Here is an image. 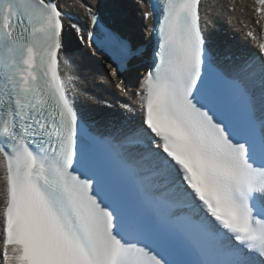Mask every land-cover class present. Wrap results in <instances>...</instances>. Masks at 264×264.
Listing matches in <instances>:
<instances>
[{"label": "snow or ice", "instance_id": "obj_1", "mask_svg": "<svg viewBox=\"0 0 264 264\" xmlns=\"http://www.w3.org/2000/svg\"><path fill=\"white\" fill-rule=\"evenodd\" d=\"M147 3L145 45L100 3L0 0V264H264V0L250 48L210 0ZM97 53L119 113L62 74Z\"/></svg>", "mask_w": 264, "mask_h": 264}, {"label": "bare ground", "instance_id": "obj_2", "mask_svg": "<svg viewBox=\"0 0 264 264\" xmlns=\"http://www.w3.org/2000/svg\"><path fill=\"white\" fill-rule=\"evenodd\" d=\"M123 8L114 4V0H85L88 4L100 3L102 11L111 12L113 15L122 17L124 27L130 33L133 41L138 44H143L147 41V32L145 26L149 21L142 19V13L147 10L148 3H138V0H120ZM61 6L75 3L76 0H60ZM213 7L210 9L211 20L214 27L209 25L208 33L213 41H218L225 33H230L233 40L238 44L236 36L241 41L247 44H252L251 39H246L245 31L254 30L257 27L256 14L253 12L250 0H210ZM104 5L110 7L104 8ZM227 7L232 8L231 11ZM70 12L75 13V9L69 8ZM76 19V16H73ZM141 19V20H140ZM134 24V25H133ZM133 25V26H132ZM245 25L247 27H245ZM240 44V42H239ZM75 45L72 41L71 47ZM70 47V48H71ZM62 74L70 79V86L74 85L76 88L75 99L77 106L84 112H94L93 102L89 101L88 94H99L103 90L107 94V98L111 100L115 107L114 112L119 113V105L121 103L134 104L133 97L115 91L107 82L102 81L98 73L107 71V61L103 59L99 53L95 58L81 59L79 56H72L69 64L62 62ZM131 91V82H130Z\"/></svg>", "mask_w": 264, "mask_h": 264}, {"label": "rangeland", "instance_id": "obj_3", "mask_svg": "<svg viewBox=\"0 0 264 264\" xmlns=\"http://www.w3.org/2000/svg\"><path fill=\"white\" fill-rule=\"evenodd\" d=\"M227 10L231 11L232 8L227 7ZM133 25H134V24H133ZM133 25H132V26H133ZM225 35H228V36L233 40V37L231 36L230 33H225ZM236 40H237V41L240 40V41H239L240 44H239V42H238V46L241 47V48H250L251 45H252L251 43H250V44L244 43L243 41H241V39H240L238 36H236Z\"/></svg>", "mask_w": 264, "mask_h": 264}]
</instances>
